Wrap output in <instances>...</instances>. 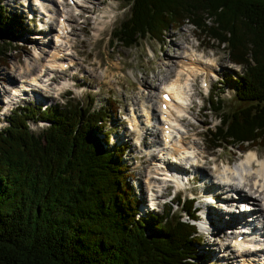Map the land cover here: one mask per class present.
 Returning a JSON list of instances; mask_svg holds the SVG:
<instances>
[{
  "label": "trees",
  "instance_id": "1",
  "mask_svg": "<svg viewBox=\"0 0 264 264\" xmlns=\"http://www.w3.org/2000/svg\"><path fill=\"white\" fill-rule=\"evenodd\" d=\"M122 1L129 12L111 40L132 45L188 21L242 64L225 79L235 107L209 93L220 124L206 135L212 145L264 144V0ZM18 15L0 0V57L12 43L4 36L22 22ZM91 102L70 96L43 108L27 104L0 127V264H199L192 259H199L200 237L180 209L166 204L136 214L122 149L105 146L107 109ZM30 115L48 124L33 131ZM178 198L194 214L192 200Z\"/></svg>",
  "mask_w": 264,
  "mask_h": 264
},
{
  "label": "rangeland",
  "instance_id": "2",
  "mask_svg": "<svg viewBox=\"0 0 264 264\" xmlns=\"http://www.w3.org/2000/svg\"><path fill=\"white\" fill-rule=\"evenodd\" d=\"M34 1L36 0H1L11 13L17 12L19 14L18 17L22 22L13 30H10L9 35L11 36H4L6 37V40L10 39L12 43L7 47L4 56L0 57V108L4 103L2 93H7L5 89L9 90L10 86L13 87L16 85L19 82L21 74L31 75V73H36L38 67L32 68L27 72V65L29 62L36 63L39 59V54L41 58H44V61L46 59L45 56L47 55L48 57L45 49L50 41L53 42V40L50 39L51 35L49 32H52L54 27L56 28V24L54 22L49 24V22L46 21L47 19L42 16L40 18L42 21H38L37 17L42 15V13L38 12L39 7L37 8V3L35 4ZM81 1L80 2L84 4V10L86 9L90 12V15L84 18L86 21L84 23L80 21L81 14L79 17L73 16L71 9H69L68 17L69 25H71V30L69 31L70 35H68V43L72 44L71 48H73L74 53L78 56V64L75 65V69L80 67L79 74L82 76L75 77V82L77 81L78 84L76 85L78 86L75 87L74 84H72L70 86L71 88L64 90V88L69 86L72 82L70 73L73 72V69L69 66V68L62 70L58 69L54 72L56 84L61 86L60 84L62 82H68L67 85H64L62 89L59 90L62 94H60L58 89L54 91V84L50 83L45 88H40L39 92L30 91L25 99L19 100L18 102L20 105L24 104L26 101H31L33 103L35 100H43L45 103H53V100L58 99L60 100L59 102H63L68 96H71L84 105L92 100L91 103L94 107L100 104L106 107L108 116L105 117L106 121L103 129L107 131L109 130L110 133L108 145L115 142L117 143V141H119L117 137L119 138L122 134L124 138L127 139L124 140L125 143H122V145L117 147H121L122 151L120 153L123 156V160L127 162L126 180L130 186L129 189H131L132 193L136 194L139 201V196L143 197V190L138 188L139 182H141V174L143 175L145 172V167L147 168L146 165L148 164L149 159L146 156H138L136 153L137 149L135 148L134 136L128 132V121L131 114V112L129 113V110L132 108V105L137 111H139L137 114L143 113L140 111L139 105L141 104V101L146 98V94L142 90L145 89V87H148V84L145 83V81L152 86L158 84L167 73L166 70L167 62L169 61V53L179 56L188 55L187 51L184 53L182 50L185 44L191 47L198 44V47L195 48H197L198 51H202L200 52L204 55L203 57L212 55L215 58V65L212 70H210L208 74H204L205 77L212 80L213 86L218 83L217 80L221 81L223 79V81H225L224 77H226L227 73L229 74L239 67L237 65H231V67H229V59L227 53H225L226 50L215 45V43L211 44L210 40L208 41L201 34L195 32L197 28L195 29L192 24H188V22L183 23V25L178 28L169 27L157 37H140L136 43L124 46L120 42H117L116 39L111 40L110 33L115 25L118 27L120 24L119 21L127 16V13L129 12L128 7L130 6L129 3L126 4L122 0ZM59 4L60 3H58V5ZM31 10H34L35 15L29 18ZM100 14H103L104 17ZM39 25L43 27V30L38 28ZM49 26H52V28H49ZM176 42L181 44L180 48L177 46ZM63 43V46L66 45L65 42ZM52 46L53 44H51L50 48H52ZM216 67L218 68L216 69ZM176 71L177 66L174 70H171L170 72L168 71V77H170L171 74L173 76ZM197 76L194 78L192 99L196 96V99H198V96L202 97L204 104L200 107L198 103H195L192 106V115L196 113V115H194L195 117L184 121V123H187L186 129L190 130L188 133V140L195 139L199 142V147L202 151L201 153L199 150L200 159L201 157L204 158L202 160H205V166L209 171L216 169V166L213 163V157H215L217 161L220 160L219 162H215L217 168L219 167L218 164L222 163L223 165V162H227L226 159H228L229 162L233 159L239 163V159L243 157L244 153L237 149L234 151L233 149H235V147L231 148L224 145L214 148L212 149L213 151H211L206 144L207 138L204 136L207 130L206 126L215 123L217 124L218 118L212 109H204L206 106H209L210 103L208 101L207 91L201 89L200 86L199 79L202 78L203 75L199 73ZM216 78L218 79L215 80ZM43 80H48V78H43ZM50 82L52 81L50 80ZM209 83H211V81ZM222 89L224 90L222 91ZM215 91L216 94L223 96L226 108L235 107L239 102L238 98L232 95L233 87L231 84L227 83V81H225L224 87L221 85ZM155 92H157V89ZM40 102L42 103V101ZM7 113H9V109H6V112L0 109V125L6 123L5 119L7 118ZM1 115H4L5 117L2 118ZM32 120L31 128L34 131H38V128L46 123L45 121H42V124H38L36 123V119ZM142 121L145 122L144 117L142 118ZM152 130L155 129L152 128ZM190 133L198 134L190 136ZM143 140L148 142L150 137L146 135ZM204 143L206 145L203 146ZM142 144H144V141H142ZM251 149L257 151L259 156L264 154V145L254 146ZM206 151L208 152L206 153ZM248 151L252 150L248 149ZM217 152H221V155L217 154ZM207 155L211 156L213 164L207 159ZM136 162H138V164ZM208 178H210V175ZM193 188H195V192L201 193L202 187L199 182H194ZM168 191L170 195L172 191ZM181 194L183 196H188L189 192L182 190ZM159 201L161 202V199ZM198 201L199 200L195 201V203ZM218 203L219 201L217 200L209 208V212L214 216L216 215V210L220 207L217 206ZM172 205H174L176 211L179 209H176V204H174V202ZM220 205H222L223 208H227V203L225 201L224 203L222 201V204L220 202ZM136 209L137 215H141L142 211H140L137 206ZM161 209L162 206L158 205L156 210L160 211ZM149 210L153 211L148 207L145 210V214L148 213ZM218 233H221V231L219 230L217 233L215 232L210 238L208 235H203L202 244L198 246L199 250L204 252V249L208 246L207 249H217V246L221 247V243L218 245V240L221 238L222 234ZM208 240H211V242ZM221 254L223 255L225 253H220V255ZM217 259L213 260L211 257L209 258V256H206L205 259H202V263L222 264L221 259Z\"/></svg>",
  "mask_w": 264,
  "mask_h": 264
},
{
  "label": "bare ground",
  "instance_id": "3",
  "mask_svg": "<svg viewBox=\"0 0 264 264\" xmlns=\"http://www.w3.org/2000/svg\"><path fill=\"white\" fill-rule=\"evenodd\" d=\"M62 3L61 0H36L34 3H38L42 9L46 11V13H49V15H53L52 11L49 10H56L57 7H55L56 2ZM81 1V0H80ZM79 2V1H78ZM41 3V4H40ZM54 3V5H53ZM82 6H84L81 2H79ZM49 8V10L45 9V7ZM9 10V9H8ZM63 15L67 14V11L62 12ZM103 21V20H102ZM51 24V23H50ZM68 27V24L65 23L63 19L56 22V32H54V42L53 46L51 48V53L45 56L44 58L40 57L37 62H29V64L26 67V71H30L32 68H37L36 73H31V75H25L21 74L19 78V82L14 85L13 87H9V97L15 96L17 93H20L23 88H26L28 85L39 87V88H45L48 84L52 83L54 84V91L58 89L61 90L64 85H67L68 82L64 81L59 86V84L55 83L54 78V72L57 70L55 65L62 64V58H60V54L65 49L63 46V42L66 44L68 43V33L64 31ZM49 28H52V26H49ZM64 31V32H63ZM70 44V43H69ZM177 46L180 48V43L176 42ZM193 46V45H192ZM194 47V46H193ZM191 46H187V44L183 47V52H188V55H176V54H170L169 53V61L167 62V73H169L171 70H174L177 66V71L168 77L167 73L159 81L158 84L155 86H152L148 82L145 81V83L148 84V87H145V89H142L144 93L146 94L145 100L141 101L142 107V114H137L139 111H135V109H131L130 116H129V122L130 126L129 128H132L131 131L136 135L135 141L137 142L142 134L144 136L148 135L150 137V141L146 142L144 140L145 145H138V150H140L142 153H146L150 156H146L149 159V167L146 168L145 172L143 173L144 182H139L140 189L142 187V183L145 184L147 193L150 197V200L148 201L153 206H158L156 202H158V199L154 197L155 192L152 190V186L159 188L163 186V184L168 180H173L175 185H180L183 183L184 178L180 175V172H175V174H172L170 177L167 175L168 171L170 170L171 166H168L167 163L161 162L164 157L177 155V157L185 156L191 153H194L197 155V157H200L201 148L199 147V142L195 139L188 140V133L190 130H184L187 127V123H184L182 114H191L192 115V106L194 105L193 99H192V93H193V84H194V78L200 73L201 75H206L210 70H212L213 66L215 65V58L212 55L203 57L204 55L201 54L200 51L197 50V48H193ZM152 51V50H151ZM200 52V53H199ZM180 57V59H179ZM36 58V57H35ZM44 62V63H43ZM174 65V66H173ZM41 68V69H40ZM61 70V69H60ZM25 71V72H26ZM169 71V72H168ZM43 78H48V80H43ZM169 78L172 81L173 87L169 85L168 79ZM198 78V76H197ZM70 79V78H69ZM167 79V80H166ZM50 80L52 82H50ZM207 80V79H204ZM48 82V83H47ZM160 86V87H158ZM170 89L172 94V100L168 101L167 108L165 110L160 109V97L157 94V92H161L164 89ZM157 89V92L155 90ZM6 90V89H5ZM47 90V89H46ZM60 94H62L61 91H59ZM133 107V106H132ZM166 112V115L164 116ZM145 114V115H144ZM160 114V117H159ZM129 115V113H128ZM145 118V122L142 121V118ZM164 121L169 122L170 129L174 132H178L176 130L179 126L184 128L183 130H179V133L177 134L178 137H173L171 141H161V136L158 135L157 130H164L162 123ZM157 127V128H156ZM154 128L155 130H152ZM129 131V132H131ZM142 133V134H141ZM198 133H190L191 135H196ZM153 146H158L163 148H168V150H164L162 156H157L158 153L150 154L151 150L153 149ZM209 148V147H208ZM253 147H248V149H243L241 152L244 153L243 157L239 159V163H235L238 165V167L230 166V163L228 159H226L227 162H223L218 164L219 167L217 168V164L215 162L217 159L213 157V163L216 166L215 170H208L205 166V160L203 157H201L200 162L198 163L195 168H193L196 172L192 175V177L195 174L200 175V180L198 182L203 181L204 179H207V183L202 188V190H205V188L209 187V190H213L215 188H221V186L224 187L223 182H228L229 187L223 189V192H226L227 196H229V191L234 186L237 189V193H239V197L246 202L244 205H242L243 209L245 208V205L250 206L251 211L246 214V216L243 219L242 223H247L250 225L251 228H261L263 231H260L257 235H251L253 237L257 238V241L255 243H251L252 240L249 241V235L247 233H242L241 230H236L238 227L236 222L233 221V226H235V229L223 230L221 231L222 234L221 238L218 240L219 243H221V247L217 246V249L209 248V251H212V249L215 250H221L222 253L225 254H219L217 256L220 257L222 264H245L247 261L249 264H264V154L258 155L257 151H253L254 149H251ZM208 151H206L207 153ZM173 153V154H172ZM202 153V151H201ZM221 152H217V154H220ZM260 154V152H259ZM202 155V154H201ZM221 155V154H220ZM208 160L211 161V156H206ZM222 158V157H221ZM138 164V162H136ZM212 163V164H213ZM165 165V166H164ZM179 165V168L181 170H184L186 168L181 167ZM222 166V167H221ZM190 168V167H187ZM238 171V175L236 176V171ZM210 175V178H208ZM156 178V179H154ZM194 181V177L193 180ZM207 186V187H206ZM142 190V189H141ZM235 196V195H234ZM213 197H215L219 203L217 206L219 207L218 210H216L215 214L217 215V225L214 226L215 230L217 231L220 227H229L231 223V220L224 221L226 209L223 208L222 205H220V202L222 204V201H226L223 197V194H214ZM211 197H208L210 200ZM237 211H240L239 208ZM236 217V216H235ZM212 218V217H211ZM211 220V223L214 224V220ZM214 218V219H216ZM237 218V217H236ZM216 221V220H215ZM219 231V230H218ZM217 231V232H218ZM216 232V233H217ZM238 234H242L243 238L241 240H237ZM209 237V236H208ZM210 238V237H209ZM208 238V239H209ZM211 242V240H208ZM207 241V242H208ZM209 244V243H208ZM251 245L252 247L248 246ZM210 245V244H209ZM243 245V246H242ZM242 246V247H240ZM209 247V246H208ZM207 247V248H208ZM213 247V246H211ZM240 247V248H238ZM235 248H238L236 250ZM205 250V249H204ZM207 250V251H208ZM226 251V252H224ZM199 255H202V250H199ZM217 253V252H216ZM215 255V256H216ZM257 256L261 257L262 259L257 263ZM241 259L242 261L237 262V260ZM218 260V259H217Z\"/></svg>",
  "mask_w": 264,
  "mask_h": 264
}]
</instances>
